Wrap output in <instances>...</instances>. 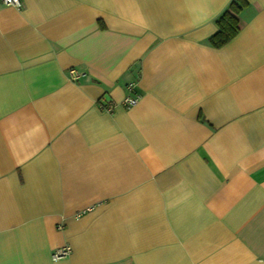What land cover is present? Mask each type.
I'll return each mask as SVG.
<instances>
[{"label": "crops", "instance_id": "0c3cea01", "mask_svg": "<svg viewBox=\"0 0 264 264\" xmlns=\"http://www.w3.org/2000/svg\"><path fill=\"white\" fill-rule=\"evenodd\" d=\"M20 1L0 6V264H264V0L221 47L231 0Z\"/></svg>", "mask_w": 264, "mask_h": 264}, {"label": "trees", "instance_id": "16d2710c", "mask_svg": "<svg viewBox=\"0 0 264 264\" xmlns=\"http://www.w3.org/2000/svg\"><path fill=\"white\" fill-rule=\"evenodd\" d=\"M246 6V0H231L228 7L216 19L217 30L208 38L212 46L221 47L238 33L237 15Z\"/></svg>", "mask_w": 264, "mask_h": 264}, {"label": "built area", "instance_id": "2783aa9c", "mask_svg": "<svg viewBox=\"0 0 264 264\" xmlns=\"http://www.w3.org/2000/svg\"><path fill=\"white\" fill-rule=\"evenodd\" d=\"M12 6L15 8L21 7V1L20 0H0V6ZM70 77L72 79H76L78 77V73L74 69L69 70ZM141 97V94L136 92L134 90V85L132 83H129L127 85V93L122 99V106L123 107H129L134 105ZM111 106L107 109L110 110ZM70 247L69 246H61L53 250L52 252V258L54 260L66 257L70 254Z\"/></svg>", "mask_w": 264, "mask_h": 264}]
</instances>
